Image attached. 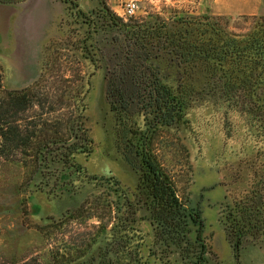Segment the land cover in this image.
<instances>
[{"label":"rangeland","instance_id":"374dc122","mask_svg":"<svg viewBox=\"0 0 264 264\" xmlns=\"http://www.w3.org/2000/svg\"><path fill=\"white\" fill-rule=\"evenodd\" d=\"M105 1L119 26L143 20L166 22L176 30L189 24L193 42L198 40L207 47L215 40L211 30L215 20L243 33L254 16H264V0ZM131 1L138 4L136 14L122 17L123 8ZM3 5L11 8L3 17L15 19L5 27L0 25L2 87L31 85L46 63L62 68L60 76L81 73L88 88L85 121L95 147L89 156L77 157L82 171L67 170L59 178L37 174L31 180L21 163L0 158V264H34L35 260L56 264L53 253L59 249L70 260L77 256L76 248L84 250L92 244L87 256L69 263L82 264L98 254L100 247L118 240L126 231L124 224L140 230L128 234L134 236V243L135 237H140L145 264H195L196 228L188 245H163L166 243L157 238L139 191V174L119 150L106 96L105 54L117 46L113 38L124 36L110 25L100 0H22ZM6 32L11 40L8 48L2 38ZM158 65L165 84L187 89L192 96L187 125L164 134L160 153L179 195L204 219L203 264H264V238L244 241L237 259L224 225L234 204L264 177L261 101L252 102L242 93L229 94L217 81L221 73L205 58L179 61L166 54ZM108 203L113 211L106 209ZM129 204L135 215L128 212Z\"/></svg>","mask_w":264,"mask_h":264},{"label":"trees","instance_id":"16d2710c","mask_svg":"<svg viewBox=\"0 0 264 264\" xmlns=\"http://www.w3.org/2000/svg\"><path fill=\"white\" fill-rule=\"evenodd\" d=\"M20 1L0 0V4ZM100 3L111 20L110 25L124 36L113 38L112 43L117 46L105 54L106 96L116 123L119 150L139 174V191L145 197L144 204L157 238L165 246L181 247L189 244V236L196 228L199 253L193 255L197 258L195 264H203L204 219L199 210L181 198L160 153L164 134L187 125L192 96L187 89H174L164 83L158 61L166 54L179 61L207 59L215 72L221 73L218 83L229 94L242 93L252 102L261 101L258 110L264 116V16H254L251 26L243 33L231 31L215 20L211 24L215 40L207 47L198 40L193 42L189 24L176 30L166 22L143 20L119 26L106 1ZM77 12L83 14L81 10ZM62 71L46 63L40 77L31 85L4 89L0 64V158L21 163L31 174V180L37 174L59 178L67 170L82 171L77 157L89 156L94 151L95 142L85 121L88 92L85 77L81 73L60 76ZM263 179L225 215V230L237 259L244 241L264 238ZM132 207L128 205V212L135 215ZM107 208L112 210V204H106ZM122 227L126 231L118 240L114 238L104 248L100 247L98 254L82 264H145L139 250L140 237H135L134 243V236L128 234L140 230L126 224ZM91 245L84 250L76 248L77 256L70 260L59 249L53 253L55 263L77 262L87 256ZM34 264L41 263L35 260Z\"/></svg>","mask_w":264,"mask_h":264},{"label":"crops","instance_id":"0c3cea01","mask_svg":"<svg viewBox=\"0 0 264 264\" xmlns=\"http://www.w3.org/2000/svg\"><path fill=\"white\" fill-rule=\"evenodd\" d=\"M9 9H11V8H9V6H5V5H3V4H1L0 5V25L2 26H6V25H9V21H11V19L13 18V19H15V17H8L7 19L6 18H4L3 17V13H4V11H8ZM17 16H19L18 15V13H17ZM15 22V21H14ZM4 30V29H3ZM2 31V29L0 30V32ZM5 32V31H4ZM3 33V32H2ZM3 41H4V44H6V45H4V47H6V48H8L9 47V43L11 42V40H10V38H9V36H8V33L6 32V34L5 35H3ZM0 61H1V58H0ZM3 61H1V63H2ZM21 79V83H23V81H22V78H20ZM20 86H24V85H19V87Z\"/></svg>","mask_w":264,"mask_h":264},{"label":"built area","instance_id":"2783aa9c","mask_svg":"<svg viewBox=\"0 0 264 264\" xmlns=\"http://www.w3.org/2000/svg\"><path fill=\"white\" fill-rule=\"evenodd\" d=\"M138 9V4L134 1L128 2L126 6L123 8L122 17L130 18L136 14V10Z\"/></svg>","mask_w":264,"mask_h":264}]
</instances>
